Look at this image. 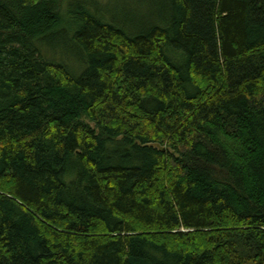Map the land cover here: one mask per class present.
<instances>
[{
  "label": "trees",
  "instance_id": "trees-1",
  "mask_svg": "<svg viewBox=\"0 0 264 264\" xmlns=\"http://www.w3.org/2000/svg\"><path fill=\"white\" fill-rule=\"evenodd\" d=\"M0 264H264V0H0Z\"/></svg>",
  "mask_w": 264,
  "mask_h": 264
},
{
  "label": "rangeland",
  "instance_id": "rangeland-1",
  "mask_svg": "<svg viewBox=\"0 0 264 264\" xmlns=\"http://www.w3.org/2000/svg\"><path fill=\"white\" fill-rule=\"evenodd\" d=\"M99 1H103V2H107V1H109V0H99ZM117 1V0H116ZM121 1V0H120Z\"/></svg>",
  "mask_w": 264,
  "mask_h": 264
}]
</instances>
